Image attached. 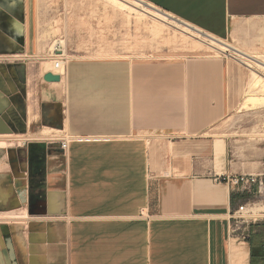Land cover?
<instances>
[{
  "label": "crops",
  "instance_id": "1",
  "mask_svg": "<svg viewBox=\"0 0 264 264\" xmlns=\"http://www.w3.org/2000/svg\"><path fill=\"white\" fill-rule=\"evenodd\" d=\"M146 1L264 54V0ZM30 5L0 0V264H72L76 246L100 241L104 252L124 238L143 241L151 263L154 246L176 241L181 264H240L236 241L245 264H264V224L236 237L240 187L216 180L252 173L219 135L230 60L76 57L63 84L46 81Z\"/></svg>",
  "mask_w": 264,
  "mask_h": 264
},
{
  "label": "rangeland",
  "instance_id": "2",
  "mask_svg": "<svg viewBox=\"0 0 264 264\" xmlns=\"http://www.w3.org/2000/svg\"><path fill=\"white\" fill-rule=\"evenodd\" d=\"M109 1L32 0L30 8L33 6L36 19L35 43L42 52L40 57L34 56L33 63L40 64L44 55L49 58L50 53L59 44L66 50L67 61L76 57L171 59L196 54L214 55L211 52L212 47L197 44L193 37L183 34L179 28L168 24V21L154 18L151 14L140 15L131 12L129 9L114 6ZM12 25L17 28L13 23ZM23 28L18 27V31ZM216 56L230 60L233 68L230 111L220 123L219 135L229 139L234 155L240 162L252 166L249 172H264V107L254 110L241 107L250 68L225 54ZM5 59L8 58L2 60ZM50 60V70L62 74L58 83L63 84L65 63L56 67L55 61ZM3 138L12 137L6 135ZM253 202L255 204L249 209L254 213L245 215L249 219L248 222L233 225V234L241 240L248 239V229H245V226L253 222L257 225L264 224V201L258 198ZM255 209L261 210L263 213L258 214L263 216H255ZM6 219L8 217L5 215L0 217V220ZM262 237L264 238V230ZM140 241L131 238L119 241L114 239V244H105L110 246L108 251L103 248L102 252L100 241L88 240L86 246L83 247V243L76 246L72 264H181L182 258L187 255L181 253L180 247L175 248L176 241L168 242L162 251L156 246L153 247L151 263L150 253L147 255L144 242ZM173 243L175 245H172ZM235 243L239 246L236 241Z\"/></svg>",
  "mask_w": 264,
  "mask_h": 264
},
{
  "label": "bare ground",
  "instance_id": "3",
  "mask_svg": "<svg viewBox=\"0 0 264 264\" xmlns=\"http://www.w3.org/2000/svg\"><path fill=\"white\" fill-rule=\"evenodd\" d=\"M110 1L113 3L112 5L114 6L116 5L117 7H121L127 10L129 9V11L131 12H135L140 15L151 14L154 16V18L156 17L164 22L168 21L169 22L168 24H172L173 26H176L181 30L183 34L193 37V39L196 40L197 44L207 46L208 48L212 47L211 52L214 53V56L215 54L216 55L225 54L235 60H238L239 63L247 65L250 68V75H249L247 89L245 92L244 101L242 102L241 107L248 110L261 109L264 107V59L262 58L264 57L263 53L261 55L260 54L257 55L256 53L246 51L243 48L234 45L231 42L224 39L226 41L225 42L224 40L214 36L213 34L203 30L202 28L196 25L180 20L179 18H176L175 16L164 12L163 10L155 7L153 4L147 2L146 0H110ZM59 51H60L59 54L55 52L54 53L51 52L49 56L50 59L55 61V65H56V60H60L61 58H66V50L64 48H61L59 49ZM14 58L17 59L20 57H14ZM0 60H2V58H0ZM64 63L65 62H62V64ZM53 130L54 129L45 127L43 131L44 135H52ZM26 141L27 140H19L16 142V144L23 146V144ZM261 212H262L261 210L259 211L255 209V216L257 215L263 216V215H259ZM23 215L22 213L18 214L19 217H28ZM25 215H27V213H25ZM232 252L234 255L232 256V259L234 257L235 263L245 264L247 262L249 253L246 250V248L242 246L234 245Z\"/></svg>",
  "mask_w": 264,
  "mask_h": 264
},
{
  "label": "built area",
  "instance_id": "4",
  "mask_svg": "<svg viewBox=\"0 0 264 264\" xmlns=\"http://www.w3.org/2000/svg\"><path fill=\"white\" fill-rule=\"evenodd\" d=\"M59 49H61V44L57 45L55 49L52 51L53 53H59ZM62 62H65L63 65L65 69V65L67 63L66 58H61L60 60H56V67H59ZM55 74H59L54 72ZM62 77V74H59ZM55 138H52L54 141ZM18 141V140H17ZM28 141V140H27ZM27 141L23 144L26 145ZM69 145V140L64 139L61 141V148L66 150ZM20 146V145H18ZM220 182H227L235 186H239L238 190L241 193V199L238 201V206L236 210L233 212V219L236 221V224L248 222L249 219L246 218V214H251L249 207L254 205V200L260 198L264 201V172H252V173H240L236 175H224L221 179H216ZM253 202V203H252ZM255 219L253 217H250ZM256 221V219L254 220Z\"/></svg>",
  "mask_w": 264,
  "mask_h": 264
},
{
  "label": "water",
  "instance_id": "5",
  "mask_svg": "<svg viewBox=\"0 0 264 264\" xmlns=\"http://www.w3.org/2000/svg\"><path fill=\"white\" fill-rule=\"evenodd\" d=\"M62 77L59 74H55L53 71L46 72L44 74V80L50 82H59L61 81Z\"/></svg>",
  "mask_w": 264,
  "mask_h": 264
}]
</instances>
